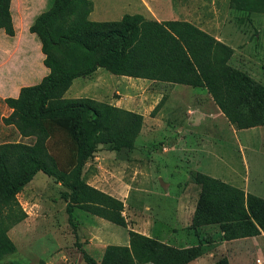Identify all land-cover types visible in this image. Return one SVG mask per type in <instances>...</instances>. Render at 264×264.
Instances as JSON below:
<instances>
[{
    "label": "rangeland",
    "instance_id": "374dc122",
    "mask_svg": "<svg viewBox=\"0 0 264 264\" xmlns=\"http://www.w3.org/2000/svg\"><path fill=\"white\" fill-rule=\"evenodd\" d=\"M94 1L98 11L108 10L111 17L123 11H138L156 16L163 22L167 20L170 28L187 46L193 45L187 42V37H194L197 43L191 50V56L213 65L230 82L247 88L254 103L247 113L254 120L264 119V12L251 10V0ZM53 3L54 0H10L13 34L7 35L0 29V70L7 66L23 73L25 66L20 63L23 54L18 48L24 46L29 52L33 51L35 39L36 42L39 40L28 31V27L39 13L48 10ZM36 75L37 69L31 79ZM113 76L100 75V79L95 76L94 89L86 86L82 94H76L74 90L77 83L84 84L83 77H77L73 80V87L71 85L63 97H88L92 94L103 102L118 101V105L130 102L128 106H131V102H136L132 108L141 113L143 124L130 142L85 126L92 154L81 169V176L87 184L122 202L120 213L126 225L113 224L74 204L72 226L60 197V192L67 189L39 171L15 194L25 217L13 224L4 222L5 233L15 251L2 257L0 264H87L82 252L100 262L102 258L112 257L108 253L106 255L107 245L128 244V230L142 235L155 230L164 233V227L157 222L162 219L173 223L169 218H181L183 224H187L186 232L182 225L170 224L173 230L169 229V237L173 232H182L183 236L189 234V240L203 241L204 248H213L217 245V234H220V240L222 233L219 224L211 220L215 181L226 182L244 193L253 194L252 191H256L264 194V123L236 128L214 103L206 101L211 100L208 95L201 102L203 96L175 90L170 83ZM20 85L19 82L14 86L3 83L9 88L7 90H11L9 93L16 87H22ZM4 94L7 95L6 91ZM182 95L190 96L193 104L198 101L205 115L186 118L180 117V111H164L169 101L170 108L184 109L186 101L179 99ZM2 97L0 114L7 116L9 107ZM182 125L186 133L179 130ZM2 142L31 144L33 137H21L13 125L4 124L0 117ZM46 146L58 167L66 169L69 150L65 136L55 132ZM163 162L167 163L165 173L167 170L172 172V165H179L174 167L179 170L175 173L176 177L170 174L171 179H168L162 173ZM186 167L190 172L187 179L180 171ZM177 180L180 189L176 188ZM164 181L169 185L168 190ZM177 191L179 197L167 199ZM181 205L189 210L184 215L186 219L175 215V210ZM233 240L226 243L225 249L222 247L219 255L216 251L215 258H208L207 264H264L262 231L253 236V243L243 237ZM228 244L236 245L237 249L228 247ZM250 246L258 248L257 254H253Z\"/></svg>",
    "mask_w": 264,
    "mask_h": 264
},
{
    "label": "trees",
    "instance_id": "16d2710c",
    "mask_svg": "<svg viewBox=\"0 0 264 264\" xmlns=\"http://www.w3.org/2000/svg\"><path fill=\"white\" fill-rule=\"evenodd\" d=\"M9 2L0 0V29L12 35ZM91 7L90 0H54L28 27L39 40L42 64L48 72L37 84L20 87L17 96L4 98L11 111L2 122L13 125L21 137H33V142L0 143V259L15 251L4 222L13 224L25 217L15 194L39 171L67 189L60 197L72 226L74 204L113 224L126 225L120 213L122 202L81 176L82 166L92 154L85 126L130 142L140 130L142 115L90 97H63L73 78L101 67L115 75L202 87L236 128L264 123L263 118L257 121L247 113L254 106L247 88L189 55L162 23L140 13L93 21L87 18ZM249 7L264 12V0H251ZM55 132L67 140L66 169L58 167L47 150L46 142ZM211 220L219 224L223 240L264 234V199L216 180ZM127 238V245L105 247L106 255L112 257L100 262L85 252L82 257L87 264H185L200 253L199 241L195 246L177 248L133 230L127 231Z\"/></svg>",
    "mask_w": 264,
    "mask_h": 264
},
{
    "label": "crops",
    "instance_id": "0c3cea01",
    "mask_svg": "<svg viewBox=\"0 0 264 264\" xmlns=\"http://www.w3.org/2000/svg\"><path fill=\"white\" fill-rule=\"evenodd\" d=\"M90 1L92 3V9L89 12V16H88L89 20H93V21H114V20H118L121 17V15L124 14V13H129V14L140 13L141 14V12H138V11H133V12H131V11H127V12L123 11V12H121L119 15H117L115 17H111L110 16V11H108V10L98 11L97 10V6H96V2L94 0H90ZM141 15L147 20H156V21L162 23L169 31H171L180 40V42L184 46L186 52L189 55H192L191 54V50L195 48L194 46L197 43V42H195L194 37H191V36L187 37V42H191V44H193V45H189L188 44L189 46H187L186 43L180 39V36L174 30H172L170 28L169 24H167V23H170L169 21L165 20V22H163V21H161L160 18H157L156 16L152 17V16H149L147 14H141ZM156 15H159V14H156ZM11 17H12V15H11ZM160 17H162V16H160ZM171 24H173V23H171ZM18 50L20 51L21 55L23 54L22 58L20 59V63H21V65L24 64L25 67L22 70L23 73H21V71L19 69H16V70L12 69L11 70L7 66H5V68H2L0 70V96H3L2 99L5 98V97H15L17 95L18 89H19V87H16L15 89H13V92L9 93L8 91H11V90H7L9 88L3 86V83H5V85H8V86H11V85L14 86L15 84H17V82H19L21 84L20 86H23V85H34V84H37V82L41 79V77L46 75L47 72H48V69L42 64L43 54L40 51V43L36 42V39L34 41V46H33V51L32 52H29L28 48H25L24 46H21V48H18ZM25 53H27L28 56H30V57L27 58V54H25ZM31 57L33 58L32 61H30ZM35 69H37V71H38V76L36 75V77H32L33 79H31V76L33 75V71ZM99 71H102L104 73L99 72ZM105 71L106 70H104L103 68L98 67L92 73H90L89 75L78 76V77H83L82 78V82L84 81V84L77 83L75 85L74 90H75V92H77L76 94H82L81 92H82V90H85L86 86L89 87L88 89L93 90L94 87H95L94 84L96 83V82H94V80L96 78L95 76H97V79L98 78L100 79V77H99L100 75H104V76L105 75H107V76L115 75V74H112V73H110L108 71H106V72ZM107 72L110 73V74H107ZM113 77H126V78H132L134 80L153 81V80H149V79L128 77V76H124V75H117V76H113ZM75 78H77V77H75ZM75 78L72 79L71 84L69 85V87L65 91H67L70 88V86L72 85L73 80ZM16 80H18V81H16ZM8 82H10V83H8ZM88 82H91V84H89ZM156 82H159V81H156ZM164 83H170V82H164ZM170 84L174 85V89L175 90L178 89L179 91L190 92V94H192V95L203 96L202 99L200 100L201 102H204V100H206L205 95H208V93L202 87H192L190 85H185V84H180V83H170ZM73 85H72V87H73ZM194 88H198V90H194ZM4 90L6 91L7 95L4 94V92H5ZM88 92H89V90H88ZM82 97H84V96H82ZM88 97L100 101V99H96L95 96L93 97L92 94H88ZM182 97H183V99H182ZM179 99H181V101L182 100L186 101L184 109H183V107L179 108L178 110H174V108H170L169 105H170L171 101H169L168 104H167V109H164V111H166V112L167 111H180L181 112V116L180 117L185 116L186 118H198L199 115L200 116L205 115V110H203L200 107V104L198 103V101L195 102L196 104H193L192 102H194V100H192L190 96L182 95V96H179ZM206 101L211 103V104H213V102L211 100H206ZM107 103L115 105V106H118V107H121V108H124V109H127V110H130V111H134V112L139 113L138 110L132 108V105L134 103L136 104V102H131L132 103V104H130L131 106H128V103H130V102H127L126 104H125V102L124 103L122 102V104L119 103V105L117 104L118 101L114 102V103H111V102H107ZM8 111L10 112V108H8ZM9 112H7V113H9ZM0 115H1L0 116L1 118L6 116V115H3V114H0ZM142 121H143V117H142ZM189 123H190L189 125L193 126V124L191 122H189ZM142 124H141V127H142ZM141 127H140V130H141ZM179 128H180L179 129L180 132L186 133L185 132L186 128L183 125L180 126ZM172 149H173V147L169 148V151H172ZM165 166H167V163L165 164L163 162V165L161 164V168L163 169L162 173H165V171H166ZM176 166H179V165H176V164L172 165L171 166L172 169H173V170H171L172 172H168V170H167V172L165 173L166 177L168 179H171L170 174L174 178V177H176V174L179 173V170L174 169V167H176ZM186 170H187V167L185 168V170L182 169L180 171L182 173H185V176H186V179H187V177L190 176V172H189V170H187V171ZM160 177H161V175H160ZM158 180L162 181L161 179H158ZM182 181H184V179ZM182 181H181V184H182ZM164 183L166 184V189L168 190V186L169 185H168L167 181H164ZM178 183H179V180L176 181L175 185H176V188L180 189L181 185H179ZM182 189H184V188H182ZM252 192H253V194H255L257 196H259L261 198H264V194H259L256 191H252ZM177 197H179L178 191L176 193H174V195H169L167 197V199L170 200V199H175ZM179 204H182V202H179ZM175 211H176V213L174 212L175 215L179 218V215H180V217L181 216L184 217V215H187L189 210L186 209V207H184L183 205H181V207H179L178 210H175ZM169 221H171L173 223L165 222L162 219H159V221L157 222V223H159L160 225H162L164 227V230H162V231H165L164 233H160V230H159V232L155 230L152 233L144 234V235H146V236L149 235V237H155L159 241H161L163 243H166L168 245L175 246L177 248H186V247H190L191 245L195 246L197 244V241H195L194 239L191 238L189 240V238H188L189 234H185L184 235L185 237H184L182 232H177V231L173 232V233H171V237H169V233H170L169 229L171 228L170 224L178 223V224L182 225V229L185 232H186L185 226H187L186 222H184V224H183V222H182L183 220L181 218H180V220L179 219L172 220V219L169 218ZM171 230H173V229L171 228ZM203 230H205V228H203ZM187 233H189L188 230H187ZM141 234H143V233H141ZM219 236H220V234L218 233L217 236H216L217 237L216 238L217 239V241H216L217 245H214L213 248H208V247L204 248L203 247L204 246L203 245L204 242L201 241L200 245H198V247L200 248V253L197 256H195L193 259H191L190 261L185 263V264H207L208 258H215L216 251H219V253H218V255H219L220 251L222 250V247H223V249H225V247L227 245L226 243H228L229 241H231V242L234 241L233 239H230V240H222V239H220L219 240V238H218ZM243 239H246V240L250 241L251 243H253L252 242L253 236L252 237H243ZM228 245H229L228 247H230L232 249H235V250L237 249L236 245L235 246H232V244H228ZM250 247H251V250H252L253 254H257L256 250L258 248L255 247V246H250ZM253 249L255 251H253Z\"/></svg>",
    "mask_w": 264,
    "mask_h": 264
}]
</instances>
